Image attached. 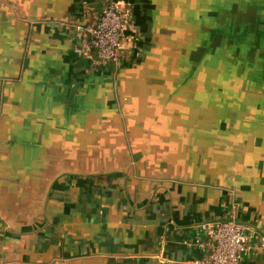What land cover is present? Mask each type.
<instances>
[{"label": "crops", "instance_id": "crops-1", "mask_svg": "<svg viewBox=\"0 0 264 264\" xmlns=\"http://www.w3.org/2000/svg\"><path fill=\"white\" fill-rule=\"evenodd\" d=\"M114 1L132 16L118 64L79 28L105 0H0V264H191L208 254L202 224L264 232V152L240 163L246 202L213 149L205 109L230 116L213 78L176 90L175 62L144 70L146 4ZM232 121L264 146V124ZM238 264H264V248Z\"/></svg>", "mask_w": 264, "mask_h": 264}, {"label": "rangeland", "instance_id": "rangeland-1", "mask_svg": "<svg viewBox=\"0 0 264 264\" xmlns=\"http://www.w3.org/2000/svg\"><path fill=\"white\" fill-rule=\"evenodd\" d=\"M144 2L154 33L144 70L168 72L175 62L176 90L191 83L193 75L213 78L212 88L222 92L218 97L221 108L230 114L228 119L222 116L217 105L205 109L212 120L213 149L222 150L230 184L238 196L254 201V189L240 163L249 164L254 157L250 154L264 152V146L245 140V127L236 128L232 120L264 124V0Z\"/></svg>", "mask_w": 264, "mask_h": 264}, {"label": "built area", "instance_id": "built-area-1", "mask_svg": "<svg viewBox=\"0 0 264 264\" xmlns=\"http://www.w3.org/2000/svg\"><path fill=\"white\" fill-rule=\"evenodd\" d=\"M131 18V14L123 13L114 0H105L94 22L79 26L87 35L85 48L99 61L118 64L124 31ZM74 51L80 53L82 48L76 46ZM202 228L207 236L208 254L191 264H238L252 249V241L264 248V232L232 216L212 225L202 224Z\"/></svg>", "mask_w": 264, "mask_h": 264}]
</instances>
